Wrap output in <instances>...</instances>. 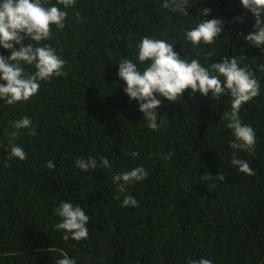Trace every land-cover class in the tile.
<instances>
[{"label": "trees", "instance_id": "1", "mask_svg": "<svg viewBox=\"0 0 264 264\" xmlns=\"http://www.w3.org/2000/svg\"><path fill=\"white\" fill-rule=\"evenodd\" d=\"M163 3L76 0L66 9L65 27L53 26V38L43 42L66 61L67 74L42 81L27 102L0 100V264H56L64 254L76 264H188L200 258L213 264H264V72L258 68L264 64V45L257 48L244 39L253 31L254 17L240 0H195L188 15ZM52 4L57 0H47L46 6ZM204 8L210 9L208 15L201 14ZM213 18L224 21L214 44L194 47L185 39V30ZM144 36L167 40L180 58L198 59L204 67L245 56L241 66L255 73L260 95L243 104L239 115L255 130L257 143L254 153L240 151L237 158L246 160L255 176L231 163L227 94L213 100L211 93L186 89L176 102L157 94L160 127L147 128L139 104L129 99L117 75L122 59L141 70L146 66L137 60ZM0 54L10 52L0 47ZM25 116L36 135L20 130L14 143L27 159L9 160L11 122ZM133 151L139 155L132 157ZM102 156L111 168L84 172L76 167L77 157L99 163ZM49 160L54 169L45 167ZM138 166L147 170V178L118 192L112 176ZM208 173L213 179H204ZM217 174L224 180H216ZM126 195L138 206L122 207ZM62 201L79 205L90 217L88 239L65 241L54 229Z\"/></svg>", "mask_w": 264, "mask_h": 264}, {"label": "clouds", "instance_id": "2", "mask_svg": "<svg viewBox=\"0 0 264 264\" xmlns=\"http://www.w3.org/2000/svg\"><path fill=\"white\" fill-rule=\"evenodd\" d=\"M193 0L192 3H194ZM76 0H57V4L47 5V0H0V47L10 52L8 57L0 54V100L4 104L15 105L18 102H27L40 90L42 81H50L54 77L65 76L66 61L57 53L56 49L44 41L53 38L52 28L57 30L65 27L68 16L66 9L73 7ZM191 3V4H192ZM243 8L248 10L254 17L253 31L244 36L249 45L260 48L264 45V0H240ZM189 0H164L162 7L172 12L187 14V8L191 6ZM57 5H62L63 9ZM210 9L201 10L202 15H208ZM241 23L243 19L237 17ZM200 22L190 30L184 31V37L194 47L201 43L205 45L214 44L222 33L224 21L220 18L199 20ZM27 43L22 44V41ZM14 45H21L15 47ZM40 45V46H37ZM172 43L167 40H159L144 36L137 44V60L146 66L141 70L137 63L129 59H122L118 64V77L125 82L124 92L130 100L139 104V111L143 113V120L147 121V128L158 130V116L156 109L161 106V100L157 94L169 102L180 99L186 89H191L195 94L199 92L202 96L211 93L213 100L224 95L231 97V111L225 113L224 118L228 123L226 127L232 130L233 140L229 147L233 149V165L238 166L239 172L253 177L256 172L250 164L237 158V152L246 151L249 154L255 152L257 143L255 130L248 124L242 123L239 111L243 104L253 100L260 95V83L255 78V73L249 70V66L233 55L231 58L224 57L220 62L212 63L209 67L201 65L198 59L190 62L180 58L173 50ZM198 55V54H197ZM25 65L34 66L35 71L28 73ZM259 71L264 72V64L258 66ZM223 77V80L221 79ZM15 130L10 133L9 144L11 145L9 160L17 158L20 161L27 159V154L21 146L14 143L20 130L27 129L28 135L35 136L36 131L33 121L25 116L11 122ZM138 152H131L132 157H137ZM165 156V159H168ZM76 167L87 172L88 170L111 168V162L107 157H100V161L89 157L84 159L77 157ZM48 169H54L55 165L49 160L45 165ZM148 176L143 166L135 167L129 171L116 173L112 176V182L116 184L118 192L127 191V186L140 182ZM205 180L213 179L208 173ZM216 180L223 181V174H217ZM215 187V185H210ZM115 199L119 200L117 195ZM138 201L131 195H126L122 201V207L138 206ZM55 214L60 217V222L53 225L58 232L62 231V239L81 241L88 239L89 230L86 224L90 217L77 204L62 201ZM56 264H76V261L66 254L58 259ZM188 264H213L210 259L200 258L188 261Z\"/></svg>", "mask_w": 264, "mask_h": 264}]
</instances>
